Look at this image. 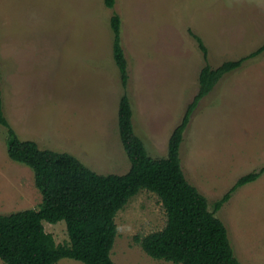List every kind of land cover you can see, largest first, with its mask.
<instances>
[{
	"label": "rangeland",
	"instance_id": "obj_1",
	"mask_svg": "<svg viewBox=\"0 0 264 264\" xmlns=\"http://www.w3.org/2000/svg\"><path fill=\"white\" fill-rule=\"evenodd\" d=\"M115 13L128 60L126 89L113 56ZM192 34L207 46L212 68L239 60L264 45V0H116L113 10L105 0H0V89L9 123L41 150L70 153L101 175H124L131 164L118 114L127 93L137 135L151 157L167 158L206 66ZM7 137L0 126V214L42 204L33 170L9 158ZM181 161L212 212L241 177L264 168V54L228 73L200 101ZM216 216L239 262L264 264V175ZM116 223L115 264H173L149 257L135 240L167 225L155 193L141 191ZM45 227L58 244H69L64 221Z\"/></svg>",
	"mask_w": 264,
	"mask_h": 264
},
{
	"label": "trees",
	"instance_id": "obj_2",
	"mask_svg": "<svg viewBox=\"0 0 264 264\" xmlns=\"http://www.w3.org/2000/svg\"><path fill=\"white\" fill-rule=\"evenodd\" d=\"M105 6L113 10L116 0H105ZM110 26L114 61L126 89L128 60L122 41V19L118 14L112 16ZM192 35L206 59V66L199 77V93L170 138L167 158L150 156L135 131L128 94L121 98L120 138L131 164L124 175L98 174L70 153L41 150L35 141L22 140L9 123L0 89V126L7 131L8 156L33 170L36 187L42 194V204L35 209L0 214V259L4 264H58L63 259L83 264H115L111 255L119 233L116 217L144 190L160 198L167 214V225L162 231L135 239L149 257L173 264H241L235 257L227 227L216 213L239 189L258 181L264 175V168L241 177L214 204L212 212L207 197L184 173L181 148L190 117L200 101L228 73L262 56L264 45L214 69L208 62L209 52L204 41ZM61 221L66 223L69 244H58L53 234L46 231L45 222Z\"/></svg>",
	"mask_w": 264,
	"mask_h": 264
}]
</instances>
